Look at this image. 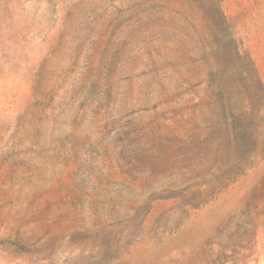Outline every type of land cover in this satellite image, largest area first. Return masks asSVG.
I'll return each instance as SVG.
<instances>
[{
  "label": "rangeland",
  "instance_id": "rangeland-1",
  "mask_svg": "<svg viewBox=\"0 0 264 264\" xmlns=\"http://www.w3.org/2000/svg\"><path fill=\"white\" fill-rule=\"evenodd\" d=\"M0 264H264V0H0Z\"/></svg>",
  "mask_w": 264,
  "mask_h": 264
}]
</instances>
